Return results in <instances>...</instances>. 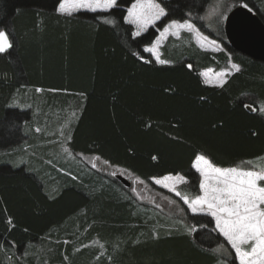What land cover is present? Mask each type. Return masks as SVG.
<instances>
[{"label": "trees", "instance_id": "obj_1", "mask_svg": "<svg viewBox=\"0 0 264 264\" xmlns=\"http://www.w3.org/2000/svg\"><path fill=\"white\" fill-rule=\"evenodd\" d=\"M134 1L66 15L55 10L57 0H0V30L13 44L0 54V264L217 263L211 248L226 242L213 233L210 217L187 219L204 223L203 231L156 234L132 198L121 194L118 187H126L115 175L103 174L106 179L96 169L83 174L62 161L49 163L57 156L40 145L49 136L41 128L34 132L46 121L48 134L68 118L66 147L99 157L101 171L143 183L183 174V187L194 196L196 154L218 167L264 157V115L256 108L264 102V63L225 40L228 52L168 45L163 56L169 62L156 63L143 48L163 24L203 11L210 0H160L168 15L140 37L123 19ZM233 2V8L249 3L264 22L263 2ZM227 53L240 71L221 86L206 84L200 70H220Z\"/></svg>", "mask_w": 264, "mask_h": 264}, {"label": "snow or ice", "instance_id": "obj_2", "mask_svg": "<svg viewBox=\"0 0 264 264\" xmlns=\"http://www.w3.org/2000/svg\"><path fill=\"white\" fill-rule=\"evenodd\" d=\"M57 4L58 7L55 9L57 12L71 14L79 9H87L93 12L98 9L107 11L117 6V0H57ZM241 6L249 11L252 10L249 3H242ZM167 15L166 8L158 0H135L127 8V15L123 19L128 24L135 25L136 30L132 33V36L140 37L150 25L154 26ZM214 15L219 20L223 14L218 12V8H213L207 16L199 17V19H210ZM188 16L189 19L183 20V22L171 20L159 33V37L155 42L150 47L143 48V51L153 54L155 61L159 64L168 63L160 57L157 49L161 44V40L168 35L179 36L181 30L193 34L201 48L212 47L219 50L220 45L217 41L203 35L196 25L191 22V13ZM105 23L114 24L115 22L106 19ZM12 47L9 33L0 30V54L5 53ZM135 55L139 56V53ZM139 58L144 59L143 56H139ZM188 67L191 68L192 65L189 64ZM231 69L237 72L240 71L237 64H231ZM227 71L228 69H225V71L217 73L214 80L205 79V83L223 85ZM201 75L207 77L208 73L205 72ZM37 91L41 90L37 89ZM246 107L255 110L250 105H246ZM260 111L264 112V107H261ZM73 115L75 114L73 113ZM37 131H40V129H37ZM64 151L69 156L72 155L67 148ZM96 159H99V157ZM152 159L155 160L157 157L153 156ZM104 163L107 164L108 161H104ZM251 163V161H247L241 166L218 167L205 154H196L192 167L199 174L200 194L194 197L182 195L177 190L178 184L186 182L183 175L166 174L159 178H153L155 184L169 189L177 197H180L191 213L207 214L211 218L210 223L214 222V231L217 236L222 237L234 250L233 264L236 261L239 264H264V168L253 169L250 167ZM96 166V163H92L93 168H96ZM112 175H116V173L113 172ZM139 183L142 184L143 181H139ZM132 191L135 193L137 190L133 188ZM157 206L159 207V205ZM222 249H224V244H220L213 251L219 252Z\"/></svg>", "mask_w": 264, "mask_h": 264}, {"label": "rangeland", "instance_id": "obj_3", "mask_svg": "<svg viewBox=\"0 0 264 264\" xmlns=\"http://www.w3.org/2000/svg\"><path fill=\"white\" fill-rule=\"evenodd\" d=\"M233 1L234 0H210L209 3L206 5V7L203 9V11H200L198 13H191V22L196 25V27L203 33V35L208 36L209 39L216 40L217 43L220 45L219 50L212 48V47L201 48L199 43L194 38L193 34L187 32L186 30H181L179 36L168 35L165 39L161 40V44L157 49V52L160 55V57L165 60V58L163 56V52H164L163 48H166V46H168V45L170 47H172V46L173 47H175V46L185 47V46H189V44L193 43V44H195L196 47H198L204 51H209V52H213V53L226 51L225 45L222 42V40L226 41V39H225V36L221 30L222 29L221 27L223 26V28H224V22H225L226 16L228 15L229 11L234 7ZM257 1L264 3V0H257ZM158 2H161V1L158 0ZM202 3H205V2H202ZM162 4H163V2H162ZM200 4H201V2H200ZM163 6H164V4H163ZM201 6H203V5H200V7ZM213 8H218V12L223 14L219 20H218L216 15L212 16L210 19H199V17L207 16L209 14L210 10ZM260 10H262V12L264 13L263 8ZM78 11H91V10L79 9L77 11L72 12L71 14H68V13H63V14L73 15L74 13H76ZM97 11H104V10L98 9ZM91 12H93V11H91ZM167 12L169 13L168 10H167ZM171 13H173V11H171ZM187 19H189V16ZM162 20H163V18H161V20L158 21L154 26L150 25L149 28L147 29V31L152 27L157 28L158 23L161 22ZM184 20H186V19H184ZM170 21L171 20L166 21V22L164 21L165 23L163 24V27H161L159 29V31L157 32V34H158L157 38L159 37V33L163 30V28L165 26H167V24L170 23ZM178 21L183 22V20H178ZM200 24H204L206 30L201 29ZM209 25H211V27H209ZM132 26L134 27V31H135L136 30L135 25H132ZM146 32H144V33H146ZM144 33H142V34H144ZM155 40H154V42H155ZM150 46H146V47H150ZM226 52H228V51H226ZM147 54H149V56L155 61V56L153 54H150V53H147ZM227 54L229 56V59L225 62V64L223 65V67L220 70H216L214 67H209V68L200 70V75L202 73H205V72L208 73L207 77L201 75L204 82H205V79H213V80L216 79V74L225 71V69H228V71L225 73L224 82L227 80L229 75L233 74L234 72H237V71L231 69V64H237V63L232 61L230 53H227ZM166 61H168V60H166ZM237 65H239V64H237ZM239 67H240V65H239ZM240 69H241V67H240ZM206 84L221 86L220 84H215V83H212V84L206 83ZM37 93L41 94L43 92L37 91ZM24 96L29 101L33 98V94L30 92L25 93ZM28 105L29 104H27L25 106H28ZM261 107H264V102H258L256 105L257 111L264 115V112L260 111ZM61 121L62 122L57 126V128L51 130V132L48 131V134H46V132L44 130L49 129V127L51 125L49 126V124L46 121L43 124L40 123L41 127L36 126L34 129V132L38 133L41 131H37V129L41 128L43 130L44 134L50 137V138L45 137L43 140L44 143L41 142L40 145H41V147L42 146L47 147V149L44 151V153H47V151H49V156L50 157L52 156L51 158H53L55 156H57V157L54 158V160L47 158L46 161L50 160L49 163L54 164V165H56L55 160L56 161H62L63 163H65L66 165H68L71 168L77 167L78 171H80L83 174H85V173L88 174V173L92 172V169H96L102 173V174H100V176H102L103 178H106V176H104L103 174L108 175V174H111L113 172H115L116 174L121 173L124 175V173L121 171H113V172L111 170L101 171L100 170L101 169L100 168V166H101L100 162L97 161L93 157L80 156L78 154L72 153L71 151L70 152L72 153V155L69 156L68 153H66L64 151V149L67 148L66 144H65V138H66L67 132L69 130L70 121L68 118H64ZM44 125H45V127H44ZM55 145L58 147V150L53 149V147ZM23 150H24L23 152L27 151L26 153L28 155H30V154L33 155L31 150H26L25 148ZM55 150H57V152ZM35 156H37V155H35ZM23 162L28 164V162H30V160H28V162L27 161L25 162V160L21 159L20 163H23ZM251 162L252 163H251L250 167H252L253 169L264 168V157H262L260 159L253 160ZM92 163H96V165H97L96 168L92 167ZM23 165L25 166V164H23ZM38 165L39 164H37V166ZM38 167H39L38 171L42 170L40 166H38ZM171 175L176 176L178 174H176V175L171 174ZM179 175H183V174H179ZM154 178H159V177H154ZM130 180L132 182L131 188H122V187H118V188L122 191L121 192L122 195L130 196L132 198V200L136 203V205H138V211L141 212V214H142L141 216L144 218V221L151 224V226H152V228L156 234H158V233H170V232L171 233H183V232L193 233L197 230L203 231V229H205L204 223H203V225L196 226V223H191V222L189 223L187 221V219L190 217V214L191 215H202V216H207V214H193V213H191V211L188 209V206L183 203V201L180 197H177L175 195V193L169 191V189H166V188L162 187L161 185L155 184L153 178L151 179L150 182H144L142 184H140L139 181H137L136 179L130 178ZM187 182H188V180L186 178L185 183L178 184L177 190L180 191L182 193V195H188L190 197H194L193 191L191 189L183 187V185L186 184ZM133 188H135L137 190L135 193L132 191ZM147 188L149 189L148 191H147ZM137 193H139V194L137 195ZM158 195L161 196L162 199L166 200L167 203L165 204L166 205L165 208L161 207V202H159V203L157 201L155 202V198ZM173 201H175V203H173ZM157 205H159V207ZM172 205H174V207L170 208ZM181 209H183V211H181ZM202 222H204V220H202ZM213 233L217 234L215 231H213ZM213 235H212V233H210V237H213ZM213 242H215V239ZM220 244H224V249H222L219 252H214L213 249H216ZM211 250L218 257L216 264H221V262H223V264H233L234 250H232L230 248V245H227L226 243L218 242L212 246ZM236 263L239 264L238 261H236Z\"/></svg>", "mask_w": 264, "mask_h": 264}, {"label": "water", "instance_id": "obj_4", "mask_svg": "<svg viewBox=\"0 0 264 264\" xmlns=\"http://www.w3.org/2000/svg\"><path fill=\"white\" fill-rule=\"evenodd\" d=\"M224 31L228 44L234 50L264 63V22L253 10L249 11L241 5L235 7L226 16ZM247 109L254 111L249 107ZM115 178L125 187L132 184L121 173L116 174Z\"/></svg>", "mask_w": 264, "mask_h": 264}, {"label": "flooded vegetation", "instance_id": "obj_5", "mask_svg": "<svg viewBox=\"0 0 264 264\" xmlns=\"http://www.w3.org/2000/svg\"><path fill=\"white\" fill-rule=\"evenodd\" d=\"M149 189L147 188V191H148ZM155 201H157L158 203L159 202H161V206L163 207V208H165L166 207V200L165 199H162V197L161 196H157L156 198H155ZM174 207V205H172L170 208H173Z\"/></svg>", "mask_w": 264, "mask_h": 264}, {"label": "bare ground", "instance_id": "obj_6", "mask_svg": "<svg viewBox=\"0 0 264 264\" xmlns=\"http://www.w3.org/2000/svg\"><path fill=\"white\" fill-rule=\"evenodd\" d=\"M202 68V67H201ZM48 104V103H47ZM28 108V107H27ZM24 113V112H23ZM23 126V125H22ZM22 132V131H21ZM35 136V135H34ZM39 137V136H38ZM41 140V139H40ZM30 144V143H29ZM68 146V145H67ZM70 151V150H69ZM17 154V153H16ZM15 154V155H16ZM14 155V154H13ZM15 166V165H14ZM80 166V165H79ZM62 168V167H61ZM60 170V169H59ZM185 176V175H184Z\"/></svg>", "mask_w": 264, "mask_h": 264}]
</instances>
